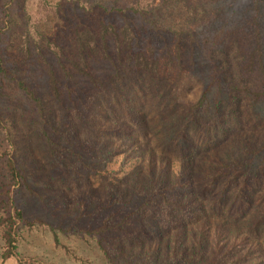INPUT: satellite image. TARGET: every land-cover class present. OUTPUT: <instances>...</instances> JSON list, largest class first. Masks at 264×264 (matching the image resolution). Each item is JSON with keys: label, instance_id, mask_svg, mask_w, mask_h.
<instances>
[{"label": "rangeland", "instance_id": "obj_1", "mask_svg": "<svg viewBox=\"0 0 264 264\" xmlns=\"http://www.w3.org/2000/svg\"><path fill=\"white\" fill-rule=\"evenodd\" d=\"M107 20L131 50L98 36L80 73L76 29ZM0 58V264H197L193 209L264 210V0H0ZM180 165L191 202L164 208Z\"/></svg>", "mask_w": 264, "mask_h": 264}, {"label": "trees", "instance_id": "obj_2", "mask_svg": "<svg viewBox=\"0 0 264 264\" xmlns=\"http://www.w3.org/2000/svg\"><path fill=\"white\" fill-rule=\"evenodd\" d=\"M75 34V42L77 44L76 52L79 61L75 62L74 65L80 70V73H83L85 54L95 52L98 36L102 40L103 44L105 43L106 35H108L116 48L119 49L122 47L123 49L131 50L132 32L127 24H123L117 29L113 22L107 20L106 22L102 21L100 23L99 32L87 27L83 29L77 28ZM129 58L130 60H134L136 67L140 68L141 70L154 73V62L148 61V59L144 57L139 51L136 52L134 56L130 55ZM18 85L24 93L29 96L31 95L21 82H19ZM196 107L197 106H194L193 109ZM150 162L151 155H148L146 164L147 167L151 166ZM166 172L167 171L165 169L160 168L158 175L155 176V180L158 181V183H153L150 186H163L166 187V189L170 192L169 195L165 193L161 194L159 203L162 205V207L176 208L178 210H180V208H185L186 205H189L191 202V199L188 197L187 200H183L185 199L186 194L189 193L187 189L188 183L184 180L186 173H188L187 169H185L183 165L177 166L173 172V179L171 182L164 185L163 182L167 176ZM212 178L214 177H210L209 179L212 181L211 184L214 182ZM232 178L235 179L236 177L234 176ZM211 184L207 185V189L210 191L213 190ZM225 191L226 185L223 186L219 193L222 194ZM235 195L237 207L242 206V208H246L247 202L241 194V189L236 190ZM205 205L207 209L204 208L199 210V208H197L191 211L192 213L197 214L194 220H200L196 224V236L192 238L191 241L192 243L195 241L198 250H201L204 247L208 249L207 253L202 250L203 252L200 255L202 258L197 264H264V258H261L262 256L258 252V250H261L258 244L259 239L264 237V210L259 212L255 218L249 221L248 226L245 227V230L243 231L241 228H231L226 223H218V221L215 219L214 221L209 220L208 214L215 215L217 212H219L220 208L217 200L214 201L213 199H210ZM236 213H238V209H236ZM234 215L239 217V214L234 213ZM175 235L172 239L170 238L171 240L165 248V253L169 251V254H172L171 256H177L179 253L178 259H181L183 256L182 248L180 249V241L184 238L177 236V232ZM9 240L10 239L7 240L8 244ZM11 246L13 245L11 244ZM158 247L159 245H156V248H154V255H157V251L159 250Z\"/></svg>", "mask_w": 264, "mask_h": 264}]
</instances>
